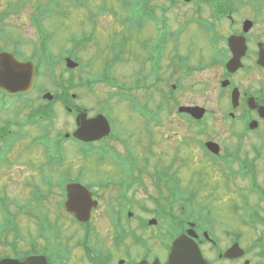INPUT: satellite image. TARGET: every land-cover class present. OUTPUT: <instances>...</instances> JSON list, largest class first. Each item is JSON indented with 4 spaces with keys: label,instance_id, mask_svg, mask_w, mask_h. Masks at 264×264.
Masks as SVG:
<instances>
[{
    "label": "flooded vegetation",
    "instance_id": "af4514ba",
    "mask_svg": "<svg viewBox=\"0 0 264 264\" xmlns=\"http://www.w3.org/2000/svg\"><path fill=\"white\" fill-rule=\"evenodd\" d=\"M44 15L37 8L31 16L33 39L6 35L0 17V53L35 66L27 91L0 87L4 111L15 107L0 126L23 128L8 129V141L23 137L25 127L37 133L39 110L46 105L40 99L50 92L40 87L37 93L44 76L36 59L46 51L40 35ZM126 22L112 75L93 80L86 75L82 103L67 97L62 103L75 123L78 114L108 119V135L79 141L84 158L100 167L89 172L82 166L76 176L50 184L60 186L65 213L48 221L41 244L23 248L18 232L15 244L7 246L5 232L0 261L34 255L44 256L34 264H168L173 242L182 238L179 259L188 264H263L251 256L245 236L246 224L264 222V0H132ZM124 54L132 58L128 82H120L116 72V58L122 62ZM97 82L108 87L106 96L97 108H88L86 89ZM183 107H200L204 116L197 119ZM126 116L127 125H120ZM218 125L228 136L218 135ZM176 126L191 134L182 139ZM37 138L32 135V141ZM183 145L195 147L212 165L198 170L202 177L193 186L182 182L190 168ZM72 182L84 185L96 202L85 221L65 209V187ZM225 207L233 219L221 214ZM221 222L236 228L219 229Z\"/></svg>",
    "mask_w": 264,
    "mask_h": 264
},
{
    "label": "rangeland",
    "instance_id": "374dc122",
    "mask_svg": "<svg viewBox=\"0 0 264 264\" xmlns=\"http://www.w3.org/2000/svg\"><path fill=\"white\" fill-rule=\"evenodd\" d=\"M18 1L0 0V17L5 25L6 35L11 37L19 35L36 38L34 35L36 26L30 24L31 16L37 9L36 4L49 3L48 6L52 9L49 16L44 17L40 33L46 42V51L43 52L44 56L39 53L36 57L40 73L44 75L37 80L39 84L37 93L41 92L40 87H48L55 95L53 100L40 99V103L46 105L40 108L42 112L39 113V117L43 118L52 110L54 111L52 121H47L49 120L47 119L42 124H38L37 133L32 134L38 136L35 141H32V135L28 133L29 127H25L23 137L13 140L12 146L10 145L8 149L6 145L7 135L10 134L8 129L16 131L23 128L12 126L2 130L0 126V132L4 135V137L0 136V225H5L3 205L6 207V214L12 218L10 227H14L15 221L22 239V246L28 248L32 241L42 243L39 235L44 232V229H46L45 234L49 231L46 222L55 219L59 212L65 213L64 210L60 211L63 207L60 186H50V184H58L64 179L76 176L82 166L87 167L89 172L100 167L95 160L89 162L84 158L85 156L80 152L81 145L77 141L60 137V143L57 145L53 139H58L59 133L75 131V115L67 111L62 103L66 97L75 104L82 103L84 99H80V94L87 86L85 84L86 75H88L87 80L112 75L110 68L119 46V40L122 39V32H127L126 17L129 6H132V0H60L59 3L54 2L53 4L50 0H27L25 5L21 2V6H17ZM5 12L7 14H4ZM47 31H49V38L46 36ZM124 55L122 62L116 58V62L119 63L116 65L119 69L116 72L120 82H128L129 63L127 60H132L131 56ZM68 57L79 62V66L74 69L68 68L65 63V58ZM84 71L88 72L85 74ZM107 90L108 87L99 82L95 83L92 88L86 89L87 100L84 103L88 108L93 106L97 108L98 103L104 100ZM73 93L76 94L75 98L71 95ZM111 103L116 104L115 101ZM7 104L11 105L10 102ZM126 105L124 110H126ZM14 109L13 106L12 113H8L4 111V106L0 105V125L3 118H10L13 115ZM167 119L175 118L167 115ZM128 121L129 118L126 116L121 120L120 125L125 126ZM217 124H219L218 121H216ZM43 125L48 126L49 129H45ZM184 126L174 127L182 139H186V136L191 134ZM218 127V135L228 136L222 133L220 125ZM47 132L51 137L47 136ZM182 151L185 166L190 167L187 177L184 171L182 182L183 185L193 186L196 180L202 177L198 170L211 164L207 163L195 147L183 145ZM187 153L196 161H190L192 159L188 158ZM69 174L71 176L66 177ZM191 178L194 179L193 182ZM43 193H45L44 198L40 199L41 201L38 200L39 195ZM262 208L264 212V207ZM220 212V209L216 210V213ZM221 214L226 215L228 219L234 217L228 207H225ZM230 221L237 223L238 220ZM6 225H8L7 221ZM218 226L219 229L226 226L231 229L236 228V225L228 222L218 223ZM246 226L245 244L251 247V256L254 260L261 259L264 264V222L263 224L254 222L251 225L248 223ZM11 232L7 235L8 242H10L7 246L15 244V239H13L15 231L12 229ZM258 240L262 243H255ZM1 250L2 245H0V252ZM258 251H261L260 256L257 255Z\"/></svg>",
    "mask_w": 264,
    "mask_h": 264
},
{
    "label": "water",
    "instance_id": "95a60500",
    "mask_svg": "<svg viewBox=\"0 0 264 264\" xmlns=\"http://www.w3.org/2000/svg\"><path fill=\"white\" fill-rule=\"evenodd\" d=\"M67 65L70 68H75L78 66V63L72 59H67ZM33 77L34 65L32 63H22L17 61L14 56L9 53H0L1 88L12 93L27 91L32 86ZM46 97L50 100L53 99V95L50 93H48ZM189 110H192L198 115V117H202L204 114V110L200 108H192ZM77 122L78 129L74 132V136L82 141H95L108 135L110 132V124L103 115L88 119L86 114H80L77 117ZM210 145L212 146L214 144L211 143ZM66 190V209L77 216L80 220H87L91 209L96 205L90 197V192L86 187L79 183L68 184ZM182 240V238H178L173 243L171 259L168 264H188L187 260L179 259ZM38 258L44 257L31 256L23 261L16 259H3L0 264H34Z\"/></svg>",
    "mask_w": 264,
    "mask_h": 264
},
{
    "label": "trees",
    "instance_id": "16d2710c",
    "mask_svg": "<svg viewBox=\"0 0 264 264\" xmlns=\"http://www.w3.org/2000/svg\"><path fill=\"white\" fill-rule=\"evenodd\" d=\"M26 1H27V0H19V1H18L19 4H18L17 6H21V2H24V5H25V2H26ZM54 2H55V3H59L60 0H52V3H51V4H53ZM48 4H49V3H45V4H42V3L39 4V3H37L36 6H37V8H38L39 10H44L45 12L50 13L52 9H51V7L48 6ZM24 5H22V7H23ZM22 7H21V8H22ZM49 11H50V12H49ZM39 12H41V11H39ZM37 15H38V13H37ZM42 16H43V14L38 15V19H39V18L41 19ZM41 20H42V19H41ZM51 111H52V110H51ZM51 111H50V113H51L52 116H53V112H54V111H52V112H51ZM40 112H42V111L39 110V113H40ZM45 113H47V111H45ZM50 113L46 114L43 118H40V117H39V121H41V120H45V119H50V118L52 117V116H50Z\"/></svg>",
    "mask_w": 264,
    "mask_h": 264
}]
</instances>
